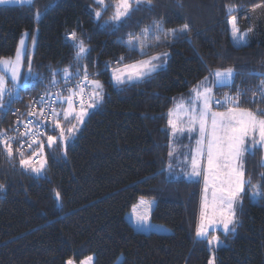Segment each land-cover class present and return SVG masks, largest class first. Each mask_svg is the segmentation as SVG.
<instances>
[{"label":"trees","instance_id":"trees-1","mask_svg":"<svg viewBox=\"0 0 264 264\" xmlns=\"http://www.w3.org/2000/svg\"><path fill=\"white\" fill-rule=\"evenodd\" d=\"M229 6L235 8L245 42L233 39ZM96 10L94 0L0 6V58H12L22 34L32 40L37 31L29 55L32 73L42 81L21 90L23 101L12 103L6 115L0 112V131L15 130L26 114L27 95L52 86L53 72L70 65L75 69L76 49L68 38L73 31L91 49L81 63L103 85L104 95L65 148L59 130L46 125L47 163L40 175L21 166L17 143L11 157L0 147V264H81L88 257L91 264H264L262 148L243 157L251 184L241 194L235 231L209 234L219 238L218 247L196 236L200 182L167 175L169 151L178 149L168 128L174 101L217 69H232L235 76V87L218 89L220 99L226 93L235 96L237 87L255 88L264 78V0H151L150 9L142 5L117 30L103 27L111 7L100 20ZM157 21L166 31L187 25V38L150 44V55L169 53L166 66L139 82L115 86L105 65L120 57L125 63L141 59L127 41ZM23 63L24 75L27 59ZM252 100L248 92L241 107L264 110V104ZM47 135L57 137L51 148ZM31 154L24 152V157ZM254 187L257 203L251 200ZM140 199L155 201L150 222L168 232L143 233L128 222L127 214Z\"/></svg>","mask_w":264,"mask_h":264},{"label":"snow or ice","instance_id":"snow-or-ice-1","mask_svg":"<svg viewBox=\"0 0 264 264\" xmlns=\"http://www.w3.org/2000/svg\"><path fill=\"white\" fill-rule=\"evenodd\" d=\"M24 3L32 6L34 0H0V5ZM98 10L94 12L96 20L102 19L107 13L109 7L112 9V15L109 21H105L103 27H112L118 29L127 18H130L133 11H139L141 6L151 7V0H94ZM135 6V7H134ZM234 6L228 7V13L231 15V26L233 39L238 43L246 41V34H241L236 24ZM40 13L36 14L39 19ZM188 26L184 25L179 30H165L160 22L145 27L139 37L135 40L127 41V47L137 52L141 59L134 63H125V58L120 57L115 62L105 65L106 70H111V79L117 84L133 83L145 79L165 67L167 53H158L150 55L148 48L159 46L171 38L172 40L187 38ZM27 34H25V37ZM69 39L74 43L72 46L76 49L75 61L76 67L73 70L70 65L60 71L53 72L49 83L57 87V91L46 92L34 104L39 105L38 111L30 110V117L36 116V120H27L23 123L24 131L19 128L16 131L21 137H27L15 149L21 159L20 164L26 169L40 175L43 171L46 160L35 167L36 160L33 157L42 155L43 143L41 137L45 134V124H51L54 129L59 130V139L66 141L74 132L78 130L77 124L84 123V117L88 115L87 109L95 108L104 100L103 85L95 76H89L88 65L81 63L90 56L89 49L83 39H77L75 31L69 34ZM35 45V39H33ZM27 59V73L21 75V68L24 66V60ZM96 75H99L97 73ZM213 78L209 80L206 77L194 89L192 98L188 103H177L174 110L169 112L168 124L172 130V136H184L188 134L189 140H195V145L187 154H181L183 159L180 164L184 169V175L188 179L202 177L204 182V197L202 210L200 213V224L196 229V236L206 239L209 246L218 247L219 238L209 237V228L222 226L223 233L227 235L234 232L235 228V206L245 191L246 184L250 185V180H246V174L243 168V157L245 153L254 155V150L264 148V110L257 108L250 110L241 107V98L248 92L253 94V103L264 104V78H261L260 84L255 88H247L241 91L236 88V95H225L223 100H216L212 94L213 87L227 86L230 89L235 87V76L232 69H217L210 73ZM59 77V79H57ZM12 88H8V84ZM42 83L39 75H33L31 67V57L26 46L25 38L19 41V47L16 50L15 58H0V112L7 114L11 111V104L22 100L21 90H27L30 87H38ZM63 84L65 87L60 89ZM65 93H67L65 95ZM9 97L5 103V97ZM47 96V99L45 97ZM87 96V100H85ZM55 97V99H53ZM259 97V101L256 100ZM78 98L79 111H76L74 104ZM66 105V106H65ZM214 106H219L223 110H213ZM32 108V106H29ZM15 114V113H13ZM175 115V119L173 116ZM61 120L68 122L70 126L65 129L61 126ZM75 120L76 123H72ZM20 121H18L19 123ZM195 133V136H193ZM48 147L51 148L57 137L47 135ZM15 136H8L0 131V145L4 146L5 151L11 157L13 155V142ZM27 143L29 149L32 145H37L39 151H33L28 158L24 157V144ZM169 157H173V152L169 151ZM173 165H168L172 169ZM264 178V176H262ZM211 189V199L208 198V191ZM3 187L0 186V191ZM59 199V193L56 194ZM264 198V197H261ZM253 200L257 199L254 194ZM145 211L136 216L137 223L147 221V213L150 205L141 201ZM92 257H88L81 264H91ZM72 264V261H68ZM210 264L212 262L210 261Z\"/></svg>","mask_w":264,"mask_h":264},{"label":"rangeland","instance_id":"rangeland-1","mask_svg":"<svg viewBox=\"0 0 264 264\" xmlns=\"http://www.w3.org/2000/svg\"><path fill=\"white\" fill-rule=\"evenodd\" d=\"M109 1V0H108ZM14 5H27V4H24V3H20V4H10V5H0V6H14ZM111 17V16H110ZM109 21V20H108ZM25 34H27V36L25 37ZM36 34H37V31H36V33H35V36H34V38L33 39H35L36 40ZM25 38V40H26V46H27V48H28V50L30 51V52H33L34 51V48H35V45H33V39L32 40H30V38H29V35H28V33H23L22 34V36L20 37V39L21 38ZM20 41V40H19ZM18 47H19V43H18ZM17 47V48H18ZM161 53H167L168 55H167V60H168V58H169V53L168 52H161ZM15 54H16V52H15ZM15 54H14V56L12 57V58H9V59H14L15 58ZM137 60H139V59H136V60H134V61H132V60H130V61H128V62H126V63H129V64H131V63H134L135 61H137ZM166 64H167V61H166ZM116 65H115V63L113 64V67H115ZM166 66V65H165ZM108 71H110V73H111V70L109 69ZM21 75L23 76V67L21 68ZM89 76H95V75H91V74H89ZM202 80H204V79H202ZM201 80V81H202ZM113 81V80H112ZM200 81V82H201ZM137 82H139V81H137ZM200 82H198V83H200ZM133 83H136V82H133ZM113 84L115 85V86H120V85H117L114 81H113ZM126 84H132V83H126ZM123 85V84H122ZM197 85V84H196ZM65 87V85H63V84H61L60 86H59V88L60 89H63ZM8 88L9 89H11L12 88V85L9 83L8 84ZM194 88V87H193ZM192 88V89H193ZM191 89V90H192ZM58 89H57V87L56 86H49L47 89H45V90H40V91H38V92H36V94H34V95H27V100L29 101L28 102V107L27 108H25V112H26V114H25V116H24V118L22 119V120H20V122L18 123V126L16 127V128H19L20 129V131L22 132V131H24V128H23V123L25 122L24 121V119H25V117H26V115H27V113L29 112V110H30V107L29 106H32V104H33V106H32V108H31V110H36V111H38V109H39V105L38 104H34V102L35 101H37V100H39V98L42 96V95H44L46 92H54V91H57ZM190 90V91H191ZM189 91V92H190ZM217 91H218V89H215L214 88V91L212 92V94H213V96H214V98L216 99V100H223L224 99V97H225V95L227 94H224V97H223V99H220V96H222L221 94H217ZM20 92H22V91H20ZM67 93H65V95H66ZM189 94V93H188ZM227 95H229V94H227ZM22 97V96H21ZM5 98H8L9 99V97H5ZM45 99H47V96L45 97ZM53 99H55V97H53ZM85 100H87V96H85ZM21 101H23V99L22 100H20V101H17V103H19V102H21ZM189 102V100H188V98H187V100L186 101H184L183 103H188ZM66 106V105H65ZM100 105H98L97 107H95V108H91V109H87V112H88V115H86L85 117H84V122H85V120L90 116V114L92 113V112H94L98 107H99ZM74 107L76 108V111H79V102H78V98H77V100H76V103L74 104ZM175 109V108H174ZM218 109V108H217ZM175 116V115H174ZM173 116V117H174ZM31 120H36L37 119V117L36 116H32V117H29ZM64 121L63 120H61V123H63ZM72 123H76V121L75 120H72ZM84 124V123H83ZM83 124H77V128H78V130L77 131H75L74 132V135H72L70 138H68L66 141H63V144L62 145H64L63 147L65 148V146H67V144L69 143H72L73 141H74V139H75V137H76V134H77V132L79 131V129L80 128H82V126H83ZM46 125H50V124H45V127H46ZM62 127H63V124L61 125ZM70 126V125H69ZM15 128V129H16ZM171 131V135H172V130H170ZM45 132H46V128H45ZM8 136H15L16 137V142L14 141L13 142V145H14V143H17L18 144V146H19V144L21 143V142H23V141H27V137H21L19 134L18 135H15V134H10V133H6ZM45 135V134H44ZM185 135V134H184ZM193 136H195V135H193ZM44 137V136H43ZM178 137V136H177ZM177 137H174V139L175 138H177ZM41 139V141H42V137L40 138ZM183 141H184V136H179V139H178V143L180 144V145H182L183 144ZM67 143V144H66ZM47 144H48V142H47ZM44 145V144H43ZM184 146V147H183ZM183 146H182V149L183 148H185V146H186V142L183 144ZM0 147H4L3 145H0ZM44 147H45V145H44ZM44 147H43V153H42V155H38V156H36V157H33V159H35L36 160V163L34 164V166L35 167H39L40 166V163L42 162V161H44L45 159H44ZM34 149H36V150H34ZM33 150L34 151H39L38 149H37V145H35V144H33L32 145V148L31 149H29L28 148V146H27V143H25L24 144V148L22 149V151L23 152H28V151H32L33 152ZM179 151H181V150H179ZM44 167H45V165H44ZM180 168H183L182 167V165L180 164V162L179 163H177L176 164V167H175V169H176V171H178V172H183V170L182 169H180ZM187 178V177H186ZM197 180L200 182V184H201V193H200V207H199V215H198V222H197V227H198V225L200 224V213H201V210H202V203H203V197H204V195H205V193H204V182H203V178L202 177H197ZM256 195L257 196V199H255V200H253L252 199V197H253V195ZM208 198H209V200L211 199V189H209V191H208ZM258 198H259V189L257 188V187H254L253 188V191H252V193H251V200H252V202L253 203H257L258 202ZM141 201H144V202H146L147 204H149L150 205V208L148 209V213H147V221H146V223L145 222H140L139 224L137 223V219H136V216L138 215V214H140V213H142V212H144L145 211V209H144V207L141 205ZM236 204H238V202L236 203ZM154 206H155V201H147V200H143V199H140L133 207H132V209H131V211L127 214V216H126V219L128 220V222L134 227V229L135 230H137V231H139V232H143V233H147V232H150V231H157V232H168V230L166 229V228H164L163 226H160V225H155V224H152L151 222H150V214H151V211H152V209L154 208ZM238 206V205H237ZM235 214H236V208H235ZM233 227V226H232ZM212 231H220V232H222L223 233V229H222V226H217V227H215V228H209V234L212 232ZM198 238V237H197ZM198 239H200V240H203V239H201V238H198Z\"/></svg>","mask_w":264,"mask_h":264},{"label":"crops","instance_id":"crops-1","mask_svg":"<svg viewBox=\"0 0 264 264\" xmlns=\"http://www.w3.org/2000/svg\"><path fill=\"white\" fill-rule=\"evenodd\" d=\"M214 72V71H213ZM206 77H208L209 78V80H211V79H213L211 76H210V74L208 75V76H206ZM205 77V78H206ZM204 78V79H205ZM203 81V80H202ZM199 84V83H198ZM197 84V85H198ZM196 85V86H197ZM196 86H194V88L196 87ZM227 86H223V87H213V90H212V92L214 91V88L215 89H222V88H226ZM193 88V89H194ZM193 89L189 92V94H186V95H183V96H180V97H178L175 101H174V104H173V107L171 108V110H174V108H175V106H176V104L177 103H180V102H184V101H186L187 100V98H188V100H190L191 98H192V95H193ZM213 110H218V109H215V108H213ZM170 112V111H169ZM173 119H175V116L173 117ZM168 120H169V113H168ZM168 128H169V131L171 130V128L169 127V124H168ZM170 134H171V131H170ZM193 135H195V133H193ZM171 137H172V140H173V142L176 144V146L178 147V149L175 151V152H173V157H171L170 158V162L169 163H171L172 165H173V167H172V169H167V175L169 176V177H172V178H180V177H183V178H186V176L183 174L184 173V169L183 168H180V169H182L183 170V172L181 173V172H178V171H176V169H175V167H176V164L177 163H179L180 162V160H182L183 159V156L181 155V154H187V153H189V151H190V149L192 148V147H194V145H195V140L193 139V140H189L187 137H188V134L187 133H185V135H184V141H183V144L186 142V146H185V148H183L182 149V146H183V144L182 145H180L179 143H178V139H179V136L177 137V138H175L174 139V137L171 135ZM184 147V146H183ZM178 150H181V151H178ZM246 154V153H245ZM262 159H263V164H264V148H262ZM187 180H190V181H198L197 180V177H195V178H193V179H188V178H186ZM239 204H240V200H238V204H236V206H235V208H236V214H237V209H238V206H239ZM238 205V206H237ZM236 214H235V216H236ZM235 226V224L233 225V227Z\"/></svg>","mask_w":264,"mask_h":264},{"label":"built area","instance_id":"built-area-1","mask_svg":"<svg viewBox=\"0 0 264 264\" xmlns=\"http://www.w3.org/2000/svg\"><path fill=\"white\" fill-rule=\"evenodd\" d=\"M32 106H33V104H32ZM216 107H219V106H216ZM30 110H31V108H30ZM30 110H29V111H30ZM29 117H30V116H29L28 113H27V115H26L24 121L27 122V120L30 119ZM16 129H17V128H16ZM16 129L12 132V134H15V135H18V134H19V133L16 131Z\"/></svg>","mask_w":264,"mask_h":264}]
</instances>
